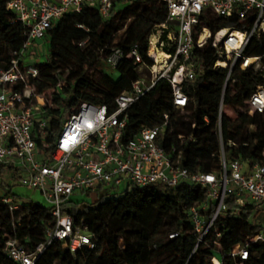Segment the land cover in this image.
<instances>
[{"label": "trees", "instance_id": "1", "mask_svg": "<svg viewBox=\"0 0 264 264\" xmlns=\"http://www.w3.org/2000/svg\"><path fill=\"white\" fill-rule=\"evenodd\" d=\"M165 16L162 0H113L109 16L105 18L95 6L85 5L55 22L46 34V59L35 64L38 74L30 79L37 93L65 82L53 94L56 109L48 127L49 140L59 130L66 114L81 101L105 105L110 111L114 108V98L139 78L137 68L141 64L130 54L132 47L136 45L144 63L151 65L147 56L148 37ZM250 21L249 17L240 19L233 14L227 18L213 16L207 25L215 32L222 27L244 29ZM27 37L28 28L15 19L7 8V0H0V70L10 67ZM252 46L259 52L252 53ZM115 52L121 56L112 66L107 58ZM246 54L262 56L264 61V42L254 38ZM193 59L204 68L203 73L186 85L193 103L183 109L175 108L169 85L159 80L127 109L124 135H131L141 127L162 124L166 113L168 121L159 138L161 145L170 151L171 145L176 144L182 153V166L191 172H217L220 166L218 104L228 68L213 67L217 52L209 45L195 50ZM110 68L116 75L108 71ZM229 79L223 105L238 114L235 119L224 113L220 118L225 153L246 166L264 163V113L249 115L244 104L255 86L264 84V70L235 66ZM231 79L236 81L232 84ZM179 135L186 139L180 142ZM5 169L9 168L0 166V176ZM15 176L13 172L12 177ZM95 195L93 203L83 208H77L70 201L62 205L71 214L75 226L83 222L94 246H82L71 252L62 241L54 239L35 264H212L211 257L216 252L226 254L222 264H236L239 259L227 253L235 244L250 241L259 229L255 221L258 212L249 218L251 206L236 211L233 198L228 197V209L216 222L220 231L216 244L201 243L192 253L196 237L192 233L189 209L205 199V187L183 181L169 188L128 186L116 196ZM211 211L212 206L207 212ZM51 224L48 206L30 200L11 210L10 204L0 200V264H14L4 250L7 238L15 237L33 251L46 241ZM171 232L178 234L170 238ZM248 248L250 257L242 264H264V241L250 242Z\"/></svg>", "mask_w": 264, "mask_h": 264}, {"label": "built area", "instance_id": "2", "mask_svg": "<svg viewBox=\"0 0 264 264\" xmlns=\"http://www.w3.org/2000/svg\"><path fill=\"white\" fill-rule=\"evenodd\" d=\"M166 16L156 31L148 37L146 65L138 47L130 54L144 70V77L132 82L128 90L114 98V108L81 101L67 114L59 130L49 140V124L56 106L53 94L65 82L37 93L30 83L36 77L35 65L23 64L25 50L43 47L40 41L63 15L93 5L105 18L113 7V0H7V8L15 19L28 28V37L10 67L0 70V166L12 169L21 185L40 191L52 217L46 231V241L29 251L15 237L5 240L4 250L14 264H35L38 256L52 240H60L71 252L82 246H94L83 222L74 225L71 214L62 208L75 191L94 192L97 196L114 193L122 184L128 186L159 185L169 188L187 181L206 189V197L189 209L196 247L210 242L216 244L220 231L218 218L228 209L227 199L233 198L236 211L251 206V213H264V163L247 167L238 158L226 155L220 130L224 113L223 94L235 66L240 69L259 67L262 56L246 54L255 38L264 42V0H162ZM236 14L251 19L247 28L222 27L212 32L207 25L213 16L224 18ZM238 33V34H237ZM209 45L217 52L213 67L223 66L228 72L218 104V134L220 138L219 169L217 172H191L182 166V153L176 144L167 151L160 143L168 114L153 127H141L131 135H124L129 106L146 94L154 84L165 81L171 89L175 108L183 109L193 103L186 85L203 73V65L195 61L194 51ZM152 50V53H151ZM162 53L167 58L157 59ZM30 54H33L32 51ZM121 54L107 58L114 66ZM250 61V62H249ZM232 84L236 79H231ZM247 113H264V84L256 85L244 101ZM206 119V118H205ZM195 125L192 124V127ZM183 142L186 136L179 135ZM229 145H231L229 143ZM1 181V178H0ZM123 193V192H121ZM0 200L17 209L5 194ZM212 211L208 213L209 207ZM258 218V216H257ZM258 231L244 244H235L227 253L239 263L250 257L248 244L264 241V218ZM85 230V231H83ZM171 232L170 238L177 236ZM211 257L212 264H222L226 255Z\"/></svg>", "mask_w": 264, "mask_h": 264}, {"label": "rangeland", "instance_id": "3", "mask_svg": "<svg viewBox=\"0 0 264 264\" xmlns=\"http://www.w3.org/2000/svg\"><path fill=\"white\" fill-rule=\"evenodd\" d=\"M118 37L119 35H116V38ZM116 38L114 40H116ZM47 47H48V44L47 45L43 44V47L25 50V54L22 57L23 64L35 65L38 62L44 61L47 55ZM250 49L253 51L252 53L259 52L256 46H252ZM31 51L33 54H30ZM252 68L264 70V61H261V64L259 67L252 66ZM108 71L112 73L113 75H116V72L113 69L110 68L108 69ZM137 72H138L139 78L142 79L144 77V70L138 67ZM239 111H242V109ZM224 114H226L228 118L230 119H235L238 112L234 111L233 109L227 106H224ZM12 173H13L12 169H5L4 173L0 176L1 178L0 196L7 194L10 197L11 201H13V203H17L20 205L32 200L41 205L48 206L47 202L45 201V198L43 197V195L40 193L39 190L34 189V188H29L25 185H21L18 181L17 176L12 177ZM125 189H126L125 185L122 184L120 187H117L114 193L112 194H114L115 196L119 195L121 194V192H124ZM108 196L109 195H107V197ZM95 199H96V195L94 192L87 194L86 192L75 191L73 194L70 195L68 201H70L71 203L77 204L78 206L77 208H83L84 206H89L91 203H93ZM261 217L264 218V213L259 212L258 218L256 217L255 221L259 222ZM215 257L219 258L220 254L216 252Z\"/></svg>", "mask_w": 264, "mask_h": 264}, {"label": "bare ground", "instance_id": "4", "mask_svg": "<svg viewBox=\"0 0 264 264\" xmlns=\"http://www.w3.org/2000/svg\"><path fill=\"white\" fill-rule=\"evenodd\" d=\"M238 34V33H237ZM151 53H152V50H151ZM156 57H157V59H162V58H167L164 54H162V53H158V54H156ZM250 62V61H249Z\"/></svg>", "mask_w": 264, "mask_h": 264}, {"label": "crops", "instance_id": "5", "mask_svg": "<svg viewBox=\"0 0 264 264\" xmlns=\"http://www.w3.org/2000/svg\"><path fill=\"white\" fill-rule=\"evenodd\" d=\"M42 44H45V45H47L48 44V40L46 39V40H43V41H40Z\"/></svg>", "mask_w": 264, "mask_h": 264}]
</instances>
